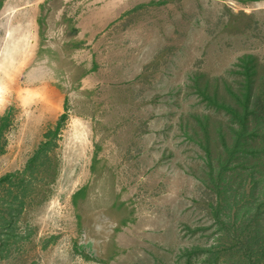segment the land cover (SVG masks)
Returning a JSON list of instances; mask_svg holds the SVG:
<instances>
[{
  "label": "rangeland",
  "instance_id": "obj_1",
  "mask_svg": "<svg viewBox=\"0 0 264 264\" xmlns=\"http://www.w3.org/2000/svg\"><path fill=\"white\" fill-rule=\"evenodd\" d=\"M245 55L264 58V0H0V176L66 114L47 197L14 218L0 264H206L192 77L221 94Z\"/></svg>",
  "mask_w": 264,
  "mask_h": 264
},
{
  "label": "trees",
  "instance_id": "obj_2",
  "mask_svg": "<svg viewBox=\"0 0 264 264\" xmlns=\"http://www.w3.org/2000/svg\"><path fill=\"white\" fill-rule=\"evenodd\" d=\"M236 66L239 77L223 80L225 93H219V83L208 89L198 75L192 77L207 110L192 113L184 128L187 139L203 150V176L198 179L211 193L205 204L215 236L207 247L192 248L196 254L203 252L206 264H264V58L245 55ZM209 110L221 116L219 121ZM65 117L62 114L56 126L45 131L21 170L0 176L1 256L14 236V218L47 197L45 185L58 170L51 153L53 139ZM8 118L0 116V155L7 143Z\"/></svg>",
  "mask_w": 264,
  "mask_h": 264
}]
</instances>
